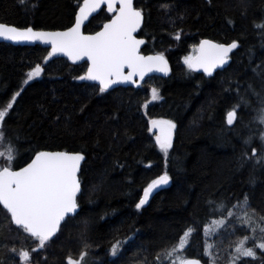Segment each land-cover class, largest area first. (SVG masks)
<instances>
[{"label": "trees", "instance_id": "16d2710c", "mask_svg": "<svg viewBox=\"0 0 264 264\" xmlns=\"http://www.w3.org/2000/svg\"><path fill=\"white\" fill-rule=\"evenodd\" d=\"M78 2L82 0H28L22 6L19 0H0V22L63 30L71 26ZM174 2L169 18L159 7L161 0L134 1L145 11L136 35L144 40L141 53L163 52L170 69L167 78H151L140 88L99 93L96 86L94 92V84L74 79L85 73V64L49 57L48 49L37 46L0 43V107L20 92L6 118L0 153L13 148V166L21 167L35 151H79L85 156L78 175L79 215L68 220L45 251L33 253V264H43L45 255L47 264H66L67 256L75 257L85 239L91 245L86 264H161L157 254L178 242L194 220L198 231L189 237L185 255L203 264L212 263L213 258L215 264H223L230 260V245L250 233L228 235L230 227H218V233L205 235V225L222 219L209 214L208 202L249 193L252 207L264 212V165L255 160L241 164L240 159L246 150L242 140L250 134L247 125L260 106L254 93L264 96V28L256 27L264 23V0H248L244 15L239 0ZM110 16L101 10L85 25L84 33L98 31ZM179 29L181 37L176 40L172 34ZM203 39L239 42L227 67L211 77L194 74L183 64V58ZM36 64L43 73L24 84ZM153 87L161 97L156 102L151 101ZM241 97L248 104L241 103L239 122L229 126L226 114ZM145 102L146 108L142 107ZM82 105L87 106L84 112ZM150 119L172 120L177 125L167 156L148 130ZM252 132L258 133L259 125L253 124ZM251 147L260 148L258 135ZM5 163L6 155L0 156V167ZM164 172L171 177L169 187L137 210L143 189ZM85 220L88 228L82 238ZM125 238L128 241L120 253L110 255L111 244ZM205 242L213 245L211 257L204 253ZM12 246L30 249L35 243L27 234L9 231L6 212L0 207L3 264H13Z\"/></svg>", "mask_w": 264, "mask_h": 264}, {"label": "snow or ice", "instance_id": "6c2138e0", "mask_svg": "<svg viewBox=\"0 0 264 264\" xmlns=\"http://www.w3.org/2000/svg\"><path fill=\"white\" fill-rule=\"evenodd\" d=\"M27 2L28 0H19L22 6H26ZM208 2L211 3L212 0ZM239 2L243 9L241 15H244L248 8V0H239ZM102 5L106 6L107 13L112 15L107 18L99 31L85 34L82 31L85 21L93 13L103 10ZM159 7L165 16L171 18L175 2L161 0ZM76 8L78 10L74 12L71 26L63 31H38L31 26L18 27L0 22V37L12 41H41L49 44L51 46L49 57L56 53H63L73 63L86 59V72L74 79L97 82V85L92 86L94 92L96 86L99 93H106L118 83H136L134 77L142 80L146 73L153 70L167 74L168 60L163 52L146 56L140 51L144 40L137 39L135 33L145 21V11L137 7L134 0H83L82 3H77ZM177 18L183 17L178 15ZM229 23L232 21L229 20ZM256 27L264 28V23ZM181 33L182 29H179L172 35L174 39L179 40ZM238 47L239 42L236 39L230 43H217L210 39H203L199 45L194 46L195 54L184 58V63L191 70L202 69L205 74L211 76L215 69L223 68L228 64L229 54ZM43 71V67L36 64L27 73L24 84L41 76ZM254 94L258 97L260 106L256 109L253 120L247 125L250 134L242 140L246 150L242 152L240 159L241 164L255 160L257 164L264 165V96H260L259 93ZM19 96L20 92H16L6 105L0 107V140L6 137L4 127L6 118ZM151 99L153 101L161 99L155 87L151 89ZM241 103L247 105L248 101L241 97L240 103L227 112V125L234 126L239 122L237 110L241 107ZM86 107L82 105L80 111L84 112ZM142 107L146 108L147 102ZM113 118L109 117V119ZM148 123L150 132L156 130L153 132L156 145L167 156L169 149L173 147V130L177 125L172 120L164 119H150ZM253 124L259 125L258 133L252 132ZM257 135L260 141L259 149L251 147ZM248 148H250V154ZM4 155H6L7 163L0 167V206L6 210L9 231L27 234L35 243V247L30 249H18L12 246L9 249L12 254L9 259L13 261V264H33V253L39 254L45 251L48 245L54 242L57 234L62 232L68 220L75 219L79 215L78 193H81V181L78 173L85 156L79 151H35L30 162L21 167L13 166L15 160L13 148L9 147L6 153H0V156ZM170 179L168 173L164 172L152 180L143 189V195L135 204V208L141 209L148 202L152 191L161 185H167ZM249 182L254 183V179L250 177ZM208 209L210 215L218 214L222 219L215 221L213 225H205V235L210 232L218 233L215 225L225 230L230 227L231 231L227 233L228 235H235L238 231L250 233L237 239L234 245H230L233 251L229 264H255L257 260L260 264H264V212L258 213L252 207L249 193L211 200L208 202ZM82 224L83 238L87 232L88 221L85 220ZM197 231L198 222L194 220L179 236L178 242L170 247L165 246L157 254L161 264H201L200 259L188 258L185 255L189 237ZM127 241L128 238H125L123 241L117 240L112 243L109 254L117 256ZM212 247L213 245L205 242L204 253L209 257L212 256ZM90 248L91 245L85 239L82 249L75 257L71 254L67 256L66 264H86L85 258L89 255ZM257 250H259V256ZM245 258L251 259L245 260ZM41 260L43 264H47L46 255ZM0 264L3 262L0 261ZM36 264L41 262L37 261ZM212 264H215L214 258Z\"/></svg>", "mask_w": 264, "mask_h": 264}, {"label": "water", "instance_id": "95a60500", "mask_svg": "<svg viewBox=\"0 0 264 264\" xmlns=\"http://www.w3.org/2000/svg\"><path fill=\"white\" fill-rule=\"evenodd\" d=\"M135 1V0H134ZM82 2H83V0H82ZM81 2V3H82ZM102 9H104L106 12H107V10H106V6H103L102 5ZM78 10V9H77ZM76 10V11H77ZM101 10H98L97 12H95V13H93L90 17H89V19L87 20V21H85V23H84V25H83V27H82V31H83V28L85 27V25L89 22V20L91 19V18H93V17H95L99 12H100ZM109 14H111V13H109ZM112 15V14H111ZM103 26V25H102ZM102 26H101V28H102ZM142 26V25H141ZM100 28V29H101ZM99 29V30H100ZM34 30H36V29H34ZM64 30V29H63ZM63 30H38V31H63ZM98 30V31H99ZM138 31H139V29L137 30V33H138ZM137 33H135V35H137ZM138 39V38H137ZM143 40V39H142ZM0 43H4V44H9V45H11V46H14V47H35V46H37V47H40V48H43V49H48L49 50V52L51 51V46L49 45V44H45V43H43V42H41V41H12V40H7V39H5V38H3V37H0ZM200 43V42H199ZM199 43H198V45H199ZM143 45H144V43L140 46V51H141V49H142V47H143ZM235 50V49H234ZM234 50H233V52H234ZM231 54V53H230ZM230 54H229V56H230ZM143 55H145V54H143ZM147 55H154V54H146V56ZM52 57H54V58H58V59H63V60H65V61H67V63H69V64H71V65H81V64H85L86 65V69H87V62H86V59L85 60H81V61H77V62H75V63H73L71 60H69L68 59V57L67 56H65L63 53H56L55 55H53ZM230 61V60H229ZM228 64H229V62H228ZM228 64H226L223 68H218V69H215L214 71H213V73H212V75L214 74V73H216V72H218V71H222L223 69H225L226 67H227V65ZM168 68H169V65H168ZM86 69H85V72H86ZM189 69V68H188ZM191 72H193L194 74H201V75H203V76H205V77H211V76H209V75H207V74H205L204 72H203V70L202 69H197V70H191V69H189ZM125 72H127V69H125ZM169 73H170V69H169V71L167 72V74H165V73H163V72H159V71H155V70H153L152 72H149V73H146V75L144 76V78L141 80L139 77H134V79L136 80V83H131V82H121V83H118V84H116V85H113L112 86V88H110L109 90H112V89H115V88H118V87H122V88H139V87H141V85L146 81V80H148V79H150V78H161V79H164V78H167L168 76H169ZM87 82H89V83H92V84H94V85H97V82H92V81H87ZM154 131H156V130H153V132ZM173 134H174V130H173ZM173 138V137H172ZM28 162H30V160L28 161ZM82 162L83 161H81V164H82ZM24 166V165H23ZM78 175H79V173H78ZM169 185H170V181H169V183L167 184V185H161V186H159L157 189H154L153 191H152V193L149 195V199H148V202L142 207V208H145L148 204H149V202H150V200L152 199V197L154 196V195H156L157 193H159L160 191H162V190H165V189H167L168 187H169ZM78 195H79V193H78ZM143 195V192H142V194H141V196ZM140 196V197H141ZM1 208H2V206H0ZM3 209V208H2ZM5 212H6V210H4ZM202 264V263H201Z\"/></svg>", "mask_w": 264, "mask_h": 264}, {"label": "rangeland", "instance_id": "374dc122", "mask_svg": "<svg viewBox=\"0 0 264 264\" xmlns=\"http://www.w3.org/2000/svg\"><path fill=\"white\" fill-rule=\"evenodd\" d=\"M194 54V49H193V51L189 54V55H193ZM189 55H187V56H189ZM183 64L184 65H186L185 63H184V58H183ZM187 66V65H186ZM152 89V88H151ZM151 101L152 102H156V101H158V100H156V101H153L152 99H151ZM214 224V223H213ZM213 224H211V225H213ZM215 227H216V229L219 227L218 225H215ZM210 233H212V232H210ZM210 233H208L207 235H209ZM208 264H212V263H208ZM223 264H229V260L228 261H226V262H224Z\"/></svg>", "mask_w": 264, "mask_h": 264}, {"label": "bare ground", "instance_id": "6f19581e", "mask_svg": "<svg viewBox=\"0 0 264 264\" xmlns=\"http://www.w3.org/2000/svg\"><path fill=\"white\" fill-rule=\"evenodd\" d=\"M190 46V45H189ZM175 135V134H174ZM19 238V237H18Z\"/></svg>", "mask_w": 264, "mask_h": 264}]
</instances>
